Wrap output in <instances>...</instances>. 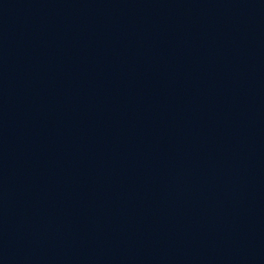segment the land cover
I'll return each mask as SVG.
<instances>
[{
	"label": "water",
	"instance_id": "water-1",
	"mask_svg": "<svg viewBox=\"0 0 264 264\" xmlns=\"http://www.w3.org/2000/svg\"><path fill=\"white\" fill-rule=\"evenodd\" d=\"M0 264H264V0H0Z\"/></svg>",
	"mask_w": 264,
	"mask_h": 264
}]
</instances>
